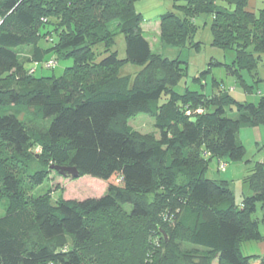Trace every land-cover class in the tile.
Listing matches in <instances>:
<instances>
[{
	"label": "trees",
	"instance_id": "16d2710c",
	"mask_svg": "<svg viewBox=\"0 0 264 264\" xmlns=\"http://www.w3.org/2000/svg\"><path fill=\"white\" fill-rule=\"evenodd\" d=\"M139 1L0 0V264H264L244 254L245 245L264 242V163L244 179L251 195L240 204L232 182L206 176L214 160L221 172L224 160H244L239 134L264 127V94L241 103L216 81L212 95L175 93L186 63L152 51ZM173 2L179 13L160 16L163 44L200 48L195 21L209 18L212 46L234 52L227 72L251 95L241 72H256L255 55L264 54V9L250 12L249 0ZM117 34L125 59L114 49ZM53 37L50 48L39 46ZM23 47L33 49L29 59L18 53ZM53 59L73 66L60 77L27 69ZM127 63L143 67L133 80L120 74ZM12 107L46 122L45 131ZM139 114L155 119L159 139L129 125ZM32 160L43 170L31 172ZM52 166L105 181L107 192L56 203L51 194L35 197Z\"/></svg>",
	"mask_w": 264,
	"mask_h": 264
},
{
	"label": "rangeland",
	"instance_id": "374dc122",
	"mask_svg": "<svg viewBox=\"0 0 264 264\" xmlns=\"http://www.w3.org/2000/svg\"><path fill=\"white\" fill-rule=\"evenodd\" d=\"M222 6H226L224 3H220ZM182 5V3H181ZM264 9V0H249L248 10L258 15L260 11ZM136 11L141 13L144 18L142 29L144 36L149 41L152 51L155 54L162 55L170 60H181L186 63L187 72L184 79L179 85L175 86L174 92L183 95L187 90L193 92H200L206 95H212L217 92L214 88V81L221 83L222 86L230 92L231 88L234 89L231 95L238 102H248L258 104L260 95L264 94V54L260 57L255 55L258 59V68L253 74L248 71H242L241 75L247 85L252 86L250 89L253 93L247 95L244 92V87L241 81H238L237 77L228 74L227 66H234V52L215 48L212 46V34L210 29V19L201 17L196 19L195 25L198 27L197 34L193 37L194 43H201L200 48H192L189 44L184 48H174L163 44L160 28V16L167 12L179 13L175 7L173 0H141L136 4ZM180 15V14H179ZM208 23V25H206ZM112 30L118 33L116 26L112 27ZM115 51L118 52L120 59H125V38L122 34L116 36ZM48 42L42 40L39 44L40 47L48 49L52 46L53 41H56V37L53 39L48 38ZM22 59H29L32 56L33 49L31 47H23L17 50ZM102 52L103 49H98ZM102 57L99 59L101 60ZM54 60V68H46L45 64L38 66L27 65V69H36L35 77H60L64 71L73 66L72 60H64L58 62ZM143 69L142 65H136L127 63L123 65L120 74L124 77H131L133 80L136 75ZM198 78V80H196ZM262 80L261 82L258 80ZM168 96H163L159 101V105H163L167 102ZM10 113L17 114L22 121H25L27 125L35 128L38 131H45L46 122H37L32 115L22 108H11ZM204 111L200 109L196 114H202ZM235 112V109L233 113ZM229 112L230 115H234ZM191 113L189 112V115ZM30 115V116H29ZM52 121L49 120V125ZM129 125L136 131L142 134H153L158 139L160 138V132L156 128L155 119L147 114H139L130 119ZM264 127L245 129L239 134L241 141L246 146L247 154L243 161L230 162L224 160L227 163V169L225 172H221L224 165H219V162L214 160L210 163L207 172V178L211 180H229L232 181V189L236 193L237 203L240 204L243 199V194H250L245 191L243 181L250 173L251 169L258 162H264V142L258 146L256 144V135L258 132H263ZM36 153V152H35ZM41 153V152H37ZM36 153V154H37ZM50 170V175L45 183L34 190L33 195L40 197L46 194H51L52 202L56 203L60 197L65 200L83 201L90 198L103 197L108 189V183L90 176L72 178L63 177L56 171L47 167ZM31 172H37L43 170L39 167L36 160H32L30 164ZM6 207L4 203H0V217L5 216ZM262 213L259 209L255 217L261 219ZM261 232L264 234V226L260 225ZM244 254L246 256H258L264 258V242L250 243L244 246ZM259 258H253L250 264H260ZM213 264H218L215 261Z\"/></svg>",
	"mask_w": 264,
	"mask_h": 264
},
{
	"label": "water",
	"instance_id": "95a60500",
	"mask_svg": "<svg viewBox=\"0 0 264 264\" xmlns=\"http://www.w3.org/2000/svg\"><path fill=\"white\" fill-rule=\"evenodd\" d=\"M51 169L56 171L63 177L79 178V172L75 167L52 166Z\"/></svg>",
	"mask_w": 264,
	"mask_h": 264
},
{
	"label": "crops",
	"instance_id": "0c3cea01",
	"mask_svg": "<svg viewBox=\"0 0 264 264\" xmlns=\"http://www.w3.org/2000/svg\"><path fill=\"white\" fill-rule=\"evenodd\" d=\"M144 32V31H143ZM243 130H245V129H243ZM242 131V130H241ZM240 137V136H239ZM256 144L258 145V146H260V144H262L263 142H264V130H263V132H258L257 133V135H256ZM243 143V142H242ZM244 144V143H243ZM262 163H264V162H262ZM225 180H227V179H225ZM227 181H229V180H227ZM230 182H232V181H230Z\"/></svg>",
	"mask_w": 264,
	"mask_h": 264
},
{
	"label": "built area",
	"instance_id": "2783aa9c",
	"mask_svg": "<svg viewBox=\"0 0 264 264\" xmlns=\"http://www.w3.org/2000/svg\"><path fill=\"white\" fill-rule=\"evenodd\" d=\"M45 67H46V68H54V67H55V65H54V60H51V61L47 62V63L45 64ZM33 72H34V70L31 71V73H33ZM224 169H225V165H224V167L222 168V170H224Z\"/></svg>",
	"mask_w": 264,
	"mask_h": 264
}]
</instances>
